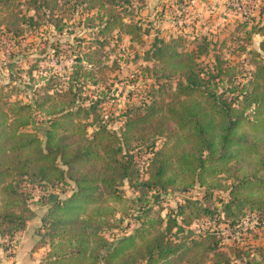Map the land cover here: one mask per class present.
Listing matches in <instances>:
<instances>
[{
  "label": "trees",
  "instance_id": "1",
  "mask_svg": "<svg viewBox=\"0 0 264 264\" xmlns=\"http://www.w3.org/2000/svg\"><path fill=\"white\" fill-rule=\"evenodd\" d=\"M20 1L0 0V15L14 13ZM132 1L79 0L87 8L105 10L102 31L122 29L140 42L141 26L120 15V10L130 11ZM27 2L34 11L29 22L41 10L53 14L58 5V0ZM180 38L154 40L147 58L154 63L155 83L163 82L148 90V99L126 105L117 128L110 122L112 115L104 112L107 93L82 95L84 84L93 79L91 72H74L79 86L70 80L64 90L37 92L30 102L6 101V107L0 106V237L13 239L25 228L33 214L32 190L38 187L47 190L38 245H49L39 264H201L208 253L211 264H230L219 249V232L192 227L202 220L191 221L199 201L194 196L184 197L165 219L150 214L149 207L142 209L150 198L138 195L133 198L136 225L131 231L113 240L103 234L115 216L111 204L125 198V181L135 180L148 193L155 191L154 203L176 187L198 185L207 193L215 182L221 184L217 177L225 173L233 180L227 187L224 215L205 207L203 211L211 213L208 220L218 224L223 216L233 231L248 216L255 217V226L264 224V38L252 51V79L240 91L238 86L224 87L223 76L233 66L223 67L216 57L212 68L201 67L196 60L203 54L202 46L180 49ZM173 81L175 86L163 91L164 83ZM35 111L45 116V127L34 126ZM157 136L164 138L160 147L155 146ZM131 143L147 145L148 161L136 159L135 164ZM144 168L147 178L138 179ZM55 189L59 192L50 191Z\"/></svg>",
  "mask_w": 264,
  "mask_h": 264
},
{
  "label": "rangeland",
  "instance_id": "2",
  "mask_svg": "<svg viewBox=\"0 0 264 264\" xmlns=\"http://www.w3.org/2000/svg\"><path fill=\"white\" fill-rule=\"evenodd\" d=\"M87 5L79 0H58L53 14L41 10L35 14L34 21L29 22L27 17L34 11L28 9L27 0H21L14 13L0 15L1 107H6V101L30 102L37 92L64 90L70 80H75L77 83L74 84L79 86L81 82L76 80L74 72H91L93 79L89 78L84 84L82 95L92 97L94 92L107 93L109 101L104 112L112 115L110 122L117 128L124 107L145 98L149 89L163 82L155 83L151 69L154 63L147 58L156 38L169 41L181 37L183 45L178 48L187 51L201 45L203 54L196 61L205 69L214 66L216 57L223 61V67L233 66L232 72L223 76L224 87L238 86L240 91L252 79V51L258 49L259 41L264 38V0H133L128 8L130 11L120 10V15L125 22L141 26L140 42L132 41L122 29L102 31L105 10L87 8ZM95 80L98 84H94ZM174 86V81L171 85L164 83L163 87L167 89L163 91ZM111 94L113 98H110ZM157 98H160L159 94ZM252 107L247 112L251 113ZM45 119L38 111L34 112V126L45 127ZM34 126L27 129L33 130ZM91 129L92 126L88 127V132ZM38 133L41 135V130ZM154 140L158 147L164 142L162 136ZM146 144L138 147L131 143L129 153H132L135 164L136 159L148 161L150 150ZM140 173L138 179L145 180V168ZM217 179L221 184L215 182L213 187L207 188V193L206 188L198 185L187 190L176 187L161 194L154 203H151V195L155 191L148 193L139 182L125 181L121 186L125 198L111 204L115 216L109 221L112 224L110 229L103 234L113 240L131 231L136 225L133 198L138 195L141 199L150 198L141 204L142 209L149 207L150 214H160L165 219L166 213L183 203L184 197L194 196L199 201L191 212V221L202 220L192 227L219 232L222 236L219 249L229 258L230 264H264V224L255 226L254 216L246 217L235 231L228 228L223 216L218 224L208 220L212 211L224 215L223 203L228 198L227 187L233 176L225 173ZM50 191L59 192V189ZM46 195V189L36 187L32 190L30 206L33 214L28 222L37 225L39 238L45 225L42 217L47 205ZM205 207L209 212L203 211ZM175 232L176 226L167 236L173 238ZM5 239L7 242L0 237L1 245L14 243V239ZM207 256L201 264H211L212 254Z\"/></svg>",
  "mask_w": 264,
  "mask_h": 264
},
{
  "label": "crops",
  "instance_id": "3",
  "mask_svg": "<svg viewBox=\"0 0 264 264\" xmlns=\"http://www.w3.org/2000/svg\"><path fill=\"white\" fill-rule=\"evenodd\" d=\"M36 226L35 223L28 222L25 228L14 236L12 245L0 244V264H39L46 257L49 245H38L40 238Z\"/></svg>",
  "mask_w": 264,
  "mask_h": 264
}]
</instances>
